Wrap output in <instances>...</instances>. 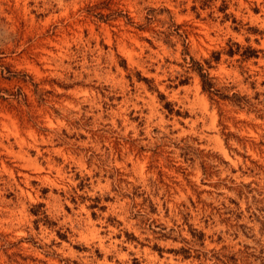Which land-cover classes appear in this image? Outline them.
<instances>
[{"label": "rangeland", "instance_id": "1", "mask_svg": "<svg viewBox=\"0 0 264 264\" xmlns=\"http://www.w3.org/2000/svg\"><path fill=\"white\" fill-rule=\"evenodd\" d=\"M0 264H264V0H0Z\"/></svg>", "mask_w": 264, "mask_h": 264}, {"label": "trees", "instance_id": "2", "mask_svg": "<svg viewBox=\"0 0 264 264\" xmlns=\"http://www.w3.org/2000/svg\"><path fill=\"white\" fill-rule=\"evenodd\" d=\"M200 77L203 79V89L211 91L210 89H212V84L210 82L206 81L207 76L201 73Z\"/></svg>", "mask_w": 264, "mask_h": 264}]
</instances>
